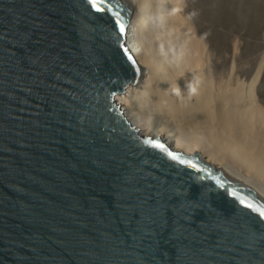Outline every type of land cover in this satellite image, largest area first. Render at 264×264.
Here are the masks:
<instances>
[{"label":"water","instance_id":"water-1","mask_svg":"<svg viewBox=\"0 0 264 264\" xmlns=\"http://www.w3.org/2000/svg\"><path fill=\"white\" fill-rule=\"evenodd\" d=\"M135 0H0V264H264V197L116 95Z\"/></svg>","mask_w":264,"mask_h":264},{"label":"bare ground","instance_id":"bare-ground-1","mask_svg":"<svg viewBox=\"0 0 264 264\" xmlns=\"http://www.w3.org/2000/svg\"><path fill=\"white\" fill-rule=\"evenodd\" d=\"M197 2L135 0L126 40L141 76L116 99L139 132L198 152L264 197V41L236 64V43L220 47Z\"/></svg>","mask_w":264,"mask_h":264},{"label":"rangeland","instance_id":"rangeland-1","mask_svg":"<svg viewBox=\"0 0 264 264\" xmlns=\"http://www.w3.org/2000/svg\"><path fill=\"white\" fill-rule=\"evenodd\" d=\"M196 1L202 11L203 26L209 30L215 40L218 39L220 47L231 46L232 42L233 45L236 43V64L243 63V58L258 57V48L264 41V0ZM199 15L201 16V13ZM135 33L134 40L139 41L137 33ZM239 44L242 46L241 52ZM240 54L243 58L240 56L238 58ZM132 90L129 91L130 94ZM127 98L128 95L121 98L124 104H127ZM196 130L194 129L193 132ZM211 158L221 164L219 158H216L214 154Z\"/></svg>","mask_w":264,"mask_h":264},{"label":"clouds","instance_id":"clouds-1","mask_svg":"<svg viewBox=\"0 0 264 264\" xmlns=\"http://www.w3.org/2000/svg\"><path fill=\"white\" fill-rule=\"evenodd\" d=\"M192 91L194 92L195 90L193 89Z\"/></svg>","mask_w":264,"mask_h":264}]
</instances>
